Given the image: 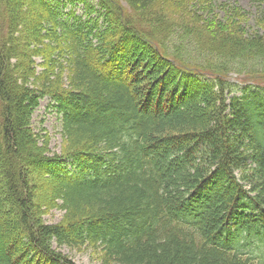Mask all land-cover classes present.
I'll return each instance as SVG.
<instances>
[{
	"label": "trees",
	"instance_id": "16d2710c",
	"mask_svg": "<svg viewBox=\"0 0 264 264\" xmlns=\"http://www.w3.org/2000/svg\"><path fill=\"white\" fill-rule=\"evenodd\" d=\"M171 1L129 6L151 29L170 24L160 34L180 51L251 62L260 83L186 62L115 0H0V264H75L54 243L101 264H264V0H251L253 34L239 7ZM45 98L62 157L32 126Z\"/></svg>",
	"mask_w": 264,
	"mask_h": 264
},
{
	"label": "rangeland",
	"instance_id": "374dc122",
	"mask_svg": "<svg viewBox=\"0 0 264 264\" xmlns=\"http://www.w3.org/2000/svg\"><path fill=\"white\" fill-rule=\"evenodd\" d=\"M22 1L26 2V0H22ZM49 1L54 3V2H58L59 0H49ZM91 1L97 4L99 0H91ZM115 1L117 2V5L120 6L121 14L124 16L121 19L123 23L126 24V21H130L131 24H133L132 26H137L136 29L141 28L146 33L151 34L154 37H156L155 36L156 34L157 35L156 38L164 46H166L171 52H173L174 54L182 53V56L179 54L178 55L181 56L180 58H182L186 62H190L192 64H196L201 67L203 66L219 67L220 65L227 66L224 68H226L228 71L231 72L229 77L232 78V82L237 85H239L240 84L239 82L242 80H252V83H260L261 80L260 81L257 80L259 76H261V74L257 72L259 68H255L254 66H252L251 62H248L247 65H241L240 61L236 58L223 57V56L216 55V54H209V52L199 53V50L196 52H193L188 49H186L187 51L185 52H183V50L180 51L178 46L174 45L175 42H177L176 40H178L175 34H173L170 37L162 36L164 35L163 32H166V29L171 28L170 24L165 23V25L168 28H166V26L165 27L162 26L163 28L157 27V29L156 28L151 29L150 25L148 24L149 17L148 16L146 17L145 15H143V13H141L138 10L134 12L129 6V1L131 0H115ZM161 1H162L160 2L161 4H159L161 8L170 9V7L173 4L172 3L173 1L171 0H161ZM216 1H218L219 3H224V4L227 3L234 7H239L241 8L242 11L244 10L247 13L248 19H249V20H246L244 23L248 26L247 28L250 29L251 33L252 34L254 33L255 23H254L253 18L256 15L255 10L257 6L253 4L251 0H216ZM74 5H77V4H74ZM71 9L75 10V12L77 11L79 15L84 13L82 6L81 7L78 6L76 8V6H73L71 4L67 6L65 12H68ZM174 9L175 11H178L177 7H175ZM204 13H206V11H204L203 13L202 12L198 13L196 17V20L199 21L200 23L208 19L206 18ZM219 15L220 16H218L217 21L219 20L221 22H224V20H222L224 17L223 14L221 13ZM170 20H173V18H170ZM167 22L170 23L171 21L167 20ZM203 36L206 39L210 37L207 32L204 33ZM133 50H134V47L130 45L127 46V51L133 52ZM186 52H188V54L192 57H190L189 55L186 56L185 55ZM217 57L223 63L220 64L219 62H217L216 61ZM37 62H39V60H37ZM208 64H211V65H208ZM128 70L130 71V69ZM127 74L128 76H130V72ZM249 78H252V79H249ZM262 82H263L262 84H264L263 80ZM56 105L57 103H55L49 98L43 99L40 102L39 108L34 114L32 126L36 132H40L43 134L46 133L48 135L50 139L49 140L50 151L53 154H57L60 157H62L66 154L64 152L66 146L64 142L65 140L62 135V114L58 111ZM30 167L31 169L34 170V173H38L40 176L43 175L44 169L42 167L36 166V168L35 167L33 168V165H30ZM64 167H66L69 171L72 170V167L69 165H65ZM2 169L3 168L1 167L0 171ZM43 178H42V181L46 179V177L44 179ZM4 213L5 212L1 210V205H0V217L3 216ZM63 217H64L63 211L51 210L45 214L44 221L48 225H55V224H59L62 221ZM52 246L54 247V249L62 252L63 255L71 259L75 264H101V262L99 261L98 255L95 254V252L91 248L84 247L82 249H69L68 247H59L56 243H54Z\"/></svg>",
	"mask_w": 264,
	"mask_h": 264
}]
</instances>
